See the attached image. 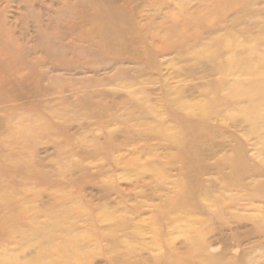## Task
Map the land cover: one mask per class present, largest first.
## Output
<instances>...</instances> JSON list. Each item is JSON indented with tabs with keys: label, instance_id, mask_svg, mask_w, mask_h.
Here are the masks:
<instances>
[{
	"label": "rangeland",
	"instance_id": "374dc122",
	"mask_svg": "<svg viewBox=\"0 0 264 264\" xmlns=\"http://www.w3.org/2000/svg\"><path fill=\"white\" fill-rule=\"evenodd\" d=\"M0 87V264H264V0H0Z\"/></svg>",
	"mask_w": 264,
	"mask_h": 264
},
{
	"label": "bare ground",
	"instance_id": "6f19581e",
	"mask_svg": "<svg viewBox=\"0 0 264 264\" xmlns=\"http://www.w3.org/2000/svg\"><path fill=\"white\" fill-rule=\"evenodd\" d=\"M3 90H5V88H2V89H1V87H0V95H1V94L4 95V91H3ZM4 96H5V95H4ZM5 97H6V96H5ZM1 98H2V97H1ZM188 148H190V147H188ZM188 152H189V155H193V157L195 158V156H196V155H194V153H196L195 151H189V150H188ZM196 154H197V153H196Z\"/></svg>",
	"mask_w": 264,
	"mask_h": 264
}]
</instances>
